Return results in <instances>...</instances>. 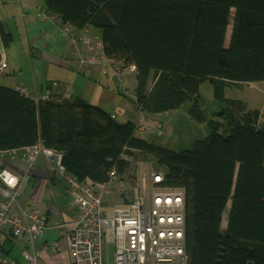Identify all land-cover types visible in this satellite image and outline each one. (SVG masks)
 Segmentation results:
<instances>
[{"label":"trees","instance_id":"16d2710c","mask_svg":"<svg viewBox=\"0 0 264 264\" xmlns=\"http://www.w3.org/2000/svg\"><path fill=\"white\" fill-rule=\"evenodd\" d=\"M45 1L63 29L100 30L111 69L120 61L137 66L131 99L143 113L189 102L211 132L178 151L137 137L135 123L82 97L37 102L0 86V152L42 141L63 153L66 174L94 184L112 169L125 176L138 153L153 155L165 183L186 190L185 264H264V123L260 110L227 95L264 82V0ZM2 36L12 43V34ZM206 82L222 105L210 119L200 103ZM118 88L129 95L119 80Z\"/></svg>","mask_w":264,"mask_h":264},{"label":"built area","instance_id":"2783aa9c","mask_svg":"<svg viewBox=\"0 0 264 264\" xmlns=\"http://www.w3.org/2000/svg\"><path fill=\"white\" fill-rule=\"evenodd\" d=\"M42 16L51 20L53 15L42 12L39 17ZM96 49L98 52L93 56L104 54L103 45L99 44ZM90 63H93L92 59ZM5 66L1 65L0 76ZM112 69L125 93L132 94L126 87L127 75L130 71H137V66L133 63L113 66ZM14 89L37 102L49 98L48 94L28 91L23 84H17ZM136 127L138 130L164 133L162 125L153 127L142 119L136 123ZM17 150L24 152L25 160L31 166L37 158L51 156L56 162V171L67 180L70 204L79 212L78 217L63 220L60 224L71 264H104L105 240L115 244L116 264H164L166 260L185 264L188 260L186 190L166 184L162 172L152 167L149 174L139 176L137 185L143 194L141 192L135 201L125 207H113L109 213L104 209L103 197L125 188L128 183L116 169L109 171L107 182L94 184L89 179L78 180L66 174L62 163L63 153L46 148L42 141L21 149L3 150L0 154L15 157ZM0 185L6 190V195L0 197V233L4 238L1 242L6 243L7 239L16 242L26 264H46V254L63 251L60 241L41 242L47 229L46 213L40 207L22 204V178L12 169L4 167L0 170ZM23 238L25 245L20 244ZM0 264L20 263L0 252Z\"/></svg>","mask_w":264,"mask_h":264},{"label":"crops","instance_id":"0c3cea01","mask_svg":"<svg viewBox=\"0 0 264 264\" xmlns=\"http://www.w3.org/2000/svg\"><path fill=\"white\" fill-rule=\"evenodd\" d=\"M42 12L54 15L45 0H0V67L6 64L4 73L0 76V86L15 88L17 84H23L30 92L53 95L56 98L82 97L89 103L103 107L114 118H120L121 122L137 123L140 119L146 121L152 118L138 108L130 94L125 96L121 93L118 77L103 56L90 55L85 42L66 35L60 24L52 20L53 16L51 20L39 17ZM2 29L12 34L13 41L10 45L3 42ZM71 31L75 35L91 37L90 39L101 38L100 30L90 26L76 31L71 27ZM89 55L93 63H83L82 59ZM127 82L134 92L136 75L128 74ZM227 94L242 99L249 109L260 110L264 123V82L247 83L229 90ZM213 105L215 113L220 111V104ZM159 124L164 126L163 122ZM15 155L0 154V170L7 167L20 175L24 206L40 207L47 213L48 228L41 242L59 240L63 248H66L60 224L63 220L78 217L79 212L70 204L66 181L58 175L54 158L41 156L31 166L25 160L22 150H17ZM5 195V188L0 185V197ZM3 239L1 234L0 242ZM24 241L23 238L20 243L23 244ZM8 242L16 244L11 239H7L6 243ZM5 244L3 250L10 255ZM22 258L17 251L14 260L26 264ZM44 262L71 264L66 250L61 253L49 252L45 255Z\"/></svg>","mask_w":264,"mask_h":264},{"label":"rangeland","instance_id":"374dc122","mask_svg":"<svg viewBox=\"0 0 264 264\" xmlns=\"http://www.w3.org/2000/svg\"><path fill=\"white\" fill-rule=\"evenodd\" d=\"M233 19H234V11H232L231 24L229 25V29H228L227 43H226L227 45L229 44V41H230ZM92 28L99 30L98 28H95V27H92ZM64 31L66 35L67 34L71 35V37H73L74 40L79 39L80 41L85 42L87 44L86 46L87 51L90 53V55H92L93 53H97L98 51L96 47L99 44L102 45V42L99 41V39L95 37H92V39H90L91 37H88L85 35L83 37L78 38V36L75 35L71 31L70 26L64 28ZM90 55L84 58L85 63L91 64L90 60L92 58H90L91 57ZM102 56L104 59L106 60L108 59L105 53L102 54ZM120 64L129 65L133 63H126V62L120 61L117 65H114V66H120ZM4 69H3V73H4ZM130 72L134 74L136 73V71H130ZM129 84L128 86L126 85V87L129 90V92L132 93L131 96L133 95L135 96V93L132 92L131 88L129 87ZM238 93L240 95V92ZM231 97H234V96H231ZM238 97H242V96H238ZM200 99H201L200 100L201 107L206 112L207 119L214 117L215 112L213 110V107H214L213 103L220 104V105L221 103L219 100L215 98L214 87L211 83L206 82L202 85ZM190 105L191 104L189 102H185L183 105H181V107H179L176 110H170V111H166L163 113L149 114V117H152V118L146 121L149 122L153 127H156V124L158 122L159 123L163 122L164 133L158 134V132H153V131L149 132V131L136 130L137 137L148 139L150 141H154L157 144H160L162 146H165V147H168L174 150H178V151H181L186 148H190L195 139L206 137L211 132L206 122L199 123L193 119V117L191 116L189 112ZM118 121L121 122L122 120L118 118ZM131 161H132V165L129 171L127 172V174H125L124 176L126 180H128L127 186H124L125 188L118 190L119 194H117V190H115L113 194L105 195L103 197L102 203H103L104 209L108 211L109 213L112 212L113 207L115 206L125 207L126 204L131 203L132 201H135L141 195V192L143 194V190L140 189L137 185V178L139 176L143 177L144 175L149 174L150 173L149 169H151L152 167H154V169H157L159 171L164 170V168L158 167L159 165L156 163V159L153 155H148L147 157H143V155L138 153L136 157L132 158ZM139 186H141V182L139 183ZM229 211H230V207L225 210L224 218H223L224 223H226L227 221ZM47 221H48V217H47ZM53 241H56V240H53ZM5 248L7 250H10L9 257L11 259L14 258L17 251L20 252L19 249L17 248V245L12 242L6 243ZM64 249L68 251L67 247L63 248V251H65ZM186 251H187V248H186ZM104 257H105L104 264H116L115 244L113 242L110 243L105 240ZM22 259L24 260V258ZM164 264H177V263L172 261V262H167Z\"/></svg>","mask_w":264,"mask_h":264},{"label":"bare ground","instance_id":"6f19581e","mask_svg":"<svg viewBox=\"0 0 264 264\" xmlns=\"http://www.w3.org/2000/svg\"><path fill=\"white\" fill-rule=\"evenodd\" d=\"M45 212V211H44ZM46 213V212H45ZM46 215H47V213H46ZM47 228H48V221H47ZM61 229V228H60ZM47 230V229H46ZM46 232V231H45ZM0 235H1V233H0ZM45 235V234H44ZM20 244H22V243H20ZM26 243H25V241L23 242V244L22 245H25ZM3 245L4 244H2V242H0V249L3 247ZM3 254L5 255V256H8L9 257V255H8V253L7 252H5V251H3ZM10 258V257H9ZM11 259V258H10ZM14 259V258H13Z\"/></svg>","mask_w":264,"mask_h":264},{"label":"clouds","instance_id":"9594fccd","mask_svg":"<svg viewBox=\"0 0 264 264\" xmlns=\"http://www.w3.org/2000/svg\"><path fill=\"white\" fill-rule=\"evenodd\" d=\"M133 74H134V73H133ZM135 74H136V73H135ZM135 74H134V75H135ZM260 119H261V116H260ZM140 120H141V119H140ZM261 121H262V120H261ZM133 123H135V122H133ZM135 124H136V123H135ZM158 124H159V123H158ZM160 125H161V124H160ZM162 127H163V126H162ZM137 130H138V129H137ZM141 131H143V130H141ZM153 168H154V167H153ZM156 170H157V169H156ZM158 171H159V170H158ZM160 172H162L163 174H165L163 171H160ZM3 244H5V243H3ZM3 248H4V247H2V248L0 249V252H2V253H3V251H4ZM167 262H172V261L166 260V263H167ZM173 262H175V261H173Z\"/></svg>","mask_w":264,"mask_h":264}]
</instances>
